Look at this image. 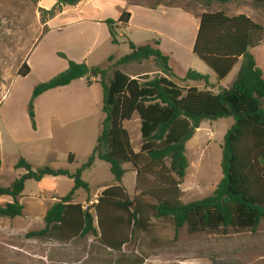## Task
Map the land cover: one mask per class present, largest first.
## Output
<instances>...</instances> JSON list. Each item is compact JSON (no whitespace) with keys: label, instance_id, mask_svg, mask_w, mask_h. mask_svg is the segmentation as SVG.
<instances>
[{"label":"rangeland","instance_id":"1","mask_svg":"<svg viewBox=\"0 0 264 264\" xmlns=\"http://www.w3.org/2000/svg\"><path fill=\"white\" fill-rule=\"evenodd\" d=\"M130 1L176 9L151 20L156 35L133 33V38L135 43L149 44L147 41L160 36L163 40L161 50L170 57L171 68L177 76L171 80L183 88H189L191 82L181 79V73L193 70L210 74L212 87L197 82L194 85L199 90L216 94L220 85L230 87L241 66L240 61L219 82L216 74L193 54L194 37L204 13L224 12L230 17L245 15L264 28V5L256 0H236L229 4L211 0ZM44 18L46 22L49 16L43 15L39 0H0V106L5 103L0 119V189L9 188L25 174L24 170L15 169L21 158L33 165L34 170L49 166L74 173L94 151L99 130L101 132L102 129L101 87L95 97L97 109L93 117L85 106L84 109L78 106L86 99V94L71 88L49 93L43 98L39 103L43 132L38 135L33 133L28 116V104L33 93L31 88L62 73L59 72V63L52 54L47 53L43 58L32 61L34 72L29 78L17 77L26 53L46 30L42 26ZM127 36L132 40L129 34ZM250 52L264 73V41ZM129 53L127 45L103 47L101 54L116 56L112 63L104 66L108 67L109 76L115 71L113 64L116 60ZM61 55L58 56L62 58ZM120 69L129 76L137 75L136 78L146 74L151 80L163 76L153 59L142 65L121 66ZM138 122L136 118L126 124L135 153H139L142 146ZM233 125V118L205 121L187 144L189 168L179 186L182 203L204 199L216 190L223 178L221 160L224 137ZM48 128L50 133H44V129L47 131ZM68 155L72 157L71 164L67 160ZM124 169L126 174L121 185L131 201L136 199L131 210L133 212L136 206L139 207L142 224H129V214L113 206L104 205L100 212L102 217L122 220L123 223L112 228L110 233L111 240L126 242L120 252L107 248L101 240L97 205L103 191L118 184L109 165L97 160L82 176L89 184L90 191L76 192L73 201L81 204L93 216L97 233L73 239L59 237L56 232L47 237L31 236L45 228L47 211L65 197L74 184L67 178L61 179L63 181L56 184L58 193H44L39 183L30 180L19 198L25 207L23 215L15 219L0 216V264H264V221L256 233L224 229L217 233L192 234L187 227L177 230L172 219H157L154 216L156 197L169 187L165 179L167 173L157 168L151 171L142 168L137 182L134 166L126 163ZM10 202L11 198L0 196V207Z\"/></svg>","mask_w":264,"mask_h":264},{"label":"trees","instance_id":"2","mask_svg":"<svg viewBox=\"0 0 264 264\" xmlns=\"http://www.w3.org/2000/svg\"><path fill=\"white\" fill-rule=\"evenodd\" d=\"M56 1L52 10H41L43 15L53 18L63 7H75L83 0ZM211 1L229 4L236 0ZM256 2L264 5V0ZM130 19L131 14L123 12L117 22L105 21L113 45H119L118 31L127 27ZM263 35L264 28L245 15L230 17L224 12H214L201 16L193 54L216 74L219 82L241 61L231 86L219 88L216 94L196 87L183 88L172 81L171 78L177 76L171 68L170 57L160 49L159 40L143 46L128 41L130 53L113 64L115 71L112 76H109L108 68H90L86 64L69 61L66 71L34 88L28 105L31 126L34 131L37 130L35 102L39 97L77 80L99 78L98 83L103 90L104 120L96 147L74 173L49 166L34 170L33 165L21 158L15 169L24 170L25 174L9 188L0 189V196L12 199V202L0 207V216L15 219L23 215L25 207L19 198L27 181L40 183L47 177H65L74 182L73 188L47 211L45 228L31 236L47 237L56 232L59 237L73 239L96 234L93 216L73 201L77 191H90L82 176L99 160L109 165L118 184L104 190L97 205L101 240L115 252H120L126 242L111 240V229L123 222L119 218L102 217L101 207L113 206L127 212L131 225L139 226L143 221L138 206L133 212L131 210L136 199L131 201L121 185L126 174L123 165L126 163L137 170V182L142 168L150 171L157 168L167 173L165 179L169 187L156 197L154 216L157 219H172L177 230L187 227L192 234L217 233L224 229L256 233L264 221V73L250 50L263 43ZM61 57L66 59L64 55ZM151 59L163 76L151 80L146 74L133 79L120 69L121 66L142 65ZM113 61L114 58L110 57L109 62ZM29 73V66L23 63L18 76L25 78ZM185 81L212 87L208 76L193 70L188 71ZM136 114L141 121L142 146L139 153L133 151L129 132L123 126ZM227 118H233L234 125L224 137L221 182L212 195L182 203L179 186L189 168L187 144L203 122ZM69 163H73L71 157Z\"/></svg>","mask_w":264,"mask_h":264},{"label":"crops","instance_id":"3","mask_svg":"<svg viewBox=\"0 0 264 264\" xmlns=\"http://www.w3.org/2000/svg\"><path fill=\"white\" fill-rule=\"evenodd\" d=\"M56 4H57L56 0H39L40 10L50 11L55 7ZM171 10H176V9L175 8L171 9L170 7H165L160 4L149 6L139 3H132L130 0H83L80 4H78L75 7H63L58 15H56L53 18H49L44 24H42V26L46 28L45 32L42 34L40 39H38V41L33 45L32 49L26 53V56L24 58V63H27V65L30 68L29 75L25 78L19 76L17 77L19 79L29 78L34 72L32 61L35 58H43L47 53L52 54L55 61L59 63L60 65L59 72H64L68 69L69 61L75 62L77 64H86L90 68L99 67L102 69H107L108 67L106 68L104 66L106 65L108 66L110 64L109 58L113 57L115 60L116 56L109 54H105V55L101 54V50L103 49V47H106L107 45L117 46V47L121 45H127L128 41L134 43L136 46H143L148 44V43L145 44L135 43L133 38V33H138V35H145L146 33L149 32L151 33V35H156L157 33L152 30L153 28L151 26V20L161 13H162L161 15L163 16L167 15L168 12ZM123 12L130 13L131 19L127 27L122 28L118 31L119 45H113L110 31L108 26L105 24V21L113 20L117 22L121 18ZM198 30L199 28L197 29L196 35L194 37V44ZM127 34H129L132 40L129 39ZM157 37L158 38L153 40H159L160 49H162L163 40L160 36L157 35ZM153 40H149L147 42L151 43ZM60 54H63L66 57V59L60 58L58 56ZM120 59L121 58H119L118 60ZM187 71L181 73V77H180L181 79L182 78L184 79L186 77V74L188 73ZM202 75H206L208 77L211 76L208 73L205 74L202 73ZM136 76H129V77L134 79L136 78ZM90 81L91 84H89ZM98 82H99V78H89V80L88 79L77 80L67 87L51 90L45 93L44 95H42L41 97H39L35 102L37 130L34 131L32 129L33 133L35 135H38L39 133L41 134L43 132L40 123L41 113L39 111V103L49 93H54L62 89L72 88V89H78L81 93L84 92L86 94L85 95L86 99L79 102L78 106L81 109H84L85 106V108L89 109V113L91 117H93L94 116L93 113H96V109H97L95 104V97H97V94L99 93L98 90L100 89L99 87H101V85ZM189 82H191L189 88L192 87L199 88L198 86L194 85V83L196 82L193 81H189ZM36 86L37 84H34V86H32L31 88L32 92ZM220 86L223 87L222 85ZM100 91L102 94L101 96L103 101V90ZM4 104L5 103H2L0 106V119L2 118V114H4L2 110L4 109ZM136 118L139 121L138 130L141 132V121L139 116L137 114L134 115L132 120ZM129 122L130 121H126L123 123L125 129H126V124ZM99 129H100V125H99ZM49 130H50L49 128L47 129V131H45L44 129V133L46 132L50 133ZM99 134H100V130L98 136ZM70 157L71 156L68 155V159H67L68 162ZM61 179L65 180V177H58V178L47 177L39 184L40 187L44 189L43 190L44 193H58L56 184L58 182L63 181Z\"/></svg>","mask_w":264,"mask_h":264}]
</instances>
